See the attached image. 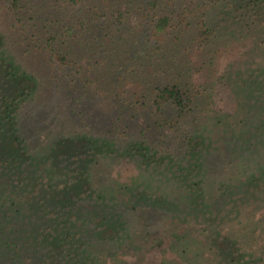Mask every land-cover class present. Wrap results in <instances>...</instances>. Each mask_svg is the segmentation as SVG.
<instances>
[{
  "label": "trees",
  "instance_id": "1",
  "mask_svg": "<svg viewBox=\"0 0 264 264\" xmlns=\"http://www.w3.org/2000/svg\"><path fill=\"white\" fill-rule=\"evenodd\" d=\"M7 1L13 15V29L19 34L16 46L24 49L23 57L18 59L15 46L12 50L6 47L7 38L0 31V200H4L0 201V264H110L109 252L131 248L128 236L144 229L139 223L143 215L139 221L137 218L142 199L147 201L146 206L170 211L183 198L181 207L189 215H215L228 195L233 196L227 188L229 178L225 175L219 181L212 171L211 158L216 156V149L208 133H215L214 138L218 135L219 139L224 136L209 128L210 123L205 128L200 124L201 98L207 89L189 82L187 75L193 70L179 61L178 50L185 49L188 53L190 48H195L203 54L198 56L213 59L212 46L223 36L222 25L228 26L230 22V19L215 22L213 12L219 9L221 17L228 18L237 12L239 22L252 29L255 23L251 19L262 17L259 9L264 8V0ZM26 3L31 7L27 9ZM124 3L129 5L128 9L123 8ZM133 16L143 25L144 38H138L130 23ZM263 24L264 18L259 26ZM99 32L108 38L107 57L100 56V49L92 55L84 54L83 49L77 52L80 44L84 43L85 51L92 44L86 41L85 35L92 34L98 46ZM260 44L264 45V38ZM33 50H39L40 57L54 66L66 68L71 76L65 87L69 99L80 92L82 96L88 95L78 86V81L85 88L100 89L99 80L104 75L97 69L100 61L104 60L108 68H115L116 74H120L124 68L119 64L120 59L127 62L136 60L138 55H150L152 62L148 69L153 71L160 63L161 69H170L171 74L152 92L153 79L145 68L134 79L125 78L128 83L119 86L115 95L118 104L124 101L135 110L148 111L156 125L179 135V151L172 148L168 134L162 133L159 143L151 142V126L141 129L139 137L126 142L118 136L99 137L94 132L72 130L55 136L40 151L34 137L37 133L31 131L27 119L32 110L40 108L47 82L27 68L26 55ZM253 69L250 75L241 70L240 83L253 93L254 99L264 101V63L259 61ZM250 99L246 97L245 103L249 104ZM260 122L255 123L258 128L253 138L264 136V119ZM249 139L243 141L252 145L253 140ZM61 148L69 150L57 154ZM247 149L259 157L254 148ZM122 153L145 162L144 166L148 167L149 174L145 173L144 180L150 188H143L146 195L134 189L133 207L124 206L112 187L106 189L99 183L96 172L103 161L112 156L121 157ZM263 161L260 158L255 161L259 165L248 175L247 192L256 193L258 203L264 201ZM162 166L164 169L158 175L156 170ZM155 182L160 183L159 190ZM88 198L102 206V218L95 228L90 226L92 222L80 204ZM146 234L143 245L151 232ZM239 252L235 251V256ZM235 263L264 264V257L247 261L235 257L229 264ZM113 264H141V261L118 260Z\"/></svg>",
  "mask_w": 264,
  "mask_h": 264
},
{
  "label": "rangeland",
  "instance_id": "2",
  "mask_svg": "<svg viewBox=\"0 0 264 264\" xmlns=\"http://www.w3.org/2000/svg\"><path fill=\"white\" fill-rule=\"evenodd\" d=\"M126 3H124V9L129 8ZM26 5L27 9L31 7L27 3ZM234 5L238 7L239 4L234 2ZM259 11L262 17L251 19L255 23L252 29L245 28L239 22L236 18L237 12H234L232 18L221 17L219 9L213 12L215 22L223 23L224 19H230L228 26L222 25L223 36H219L215 45L212 46L215 50L213 59H209L208 56H198L203 54L197 53L195 48H190L188 53H185V49L178 50L179 61L186 63V68L191 67L193 70L190 75H187L189 82L201 84L207 89L204 92L205 96L201 98L200 111L203 116L200 124L205 128L210 123L209 128L212 127L224 136L219 139L218 135L214 138L215 133H208L214 139L216 149V156L211 158L212 171L217 180L223 179L225 175L229 178L226 182L229 183L227 188L231 189L233 196L228 195L220 208L216 209L215 215H189L186 210L184 211L185 207H181V203L184 205L183 198L181 201L178 200V206L175 205V208L170 211H158L155 207L146 206L147 201L142 199L139 203L137 218L139 221V216L143 215L139 223L144 229L140 228L136 231V235L128 236L127 241L131 248L124 250L119 248L109 252L110 264L118 260L130 263L141 261V264H229L235 257H243L245 261L259 260L264 257V201L256 202V193L247 192L249 190L248 175L254 167L259 165L254 162L259 161V158L264 160V136L260 139L253 138L258 128L255 123H261L260 121L264 119V106L261 105L264 101L254 99L253 93L248 88H243L239 79L241 70L250 75L254 71L253 65L259 61L264 63V45L260 44L264 38V24L259 26L264 18V8ZM130 23L138 33V38L145 35L141 34L144 28L137 16L131 17ZM13 24V15L9 11L8 1L0 0L1 34L7 38L6 47L12 50L15 46V55L20 59L23 57L21 53L24 48L16 46L20 39L18 31L13 29ZM103 35L104 33L99 32L98 46H95L92 34L85 35L86 41L92 44L86 51L84 43L80 44L77 52L81 53L83 49L84 54L92 55L94 51L100 49V56L107 57L105 48L109 45L108 38ZM32 52L33 55H26L27 68L41 75L47 82L44 96L40 98L42 103L40 108L36 107L32 110L27 119L28 123H31L29 125L31 131L34 134L37 133L34 137L38 140L40 151L53 141L55 136L72 130L96 133L99 137L118 136L126 142L130 138L139 137L141 129H149V126H151L149 129L151 142L159 143L162 140V133L168 134L172 148L179 151L177 146L181 144L179 135H173L167 129L156 125L148 111L135 110L127 106L124 101L118 104V97L115 95L119 86H125L128 83L125 82V78L134 79L132 78L135 77L134 75L145 71L143 69L152 62L150 55L142 57L138 55L136 60L127 62L120 59L119 64L124 66L120 74H116L118 72L115 68H108L104 60L100 61L97 69L104 74L101 77L102 80H99L100 89L85 88L84 83L78 81V86L86 90L88 95L82 96L80 92L73 99H69L66 96L65 87L70 82L71 76L66 68L54 66L48 59L43 56L41 58L39 50ZM37 55L39 58L33 57ZM83 62L86 63L85 60ZM23 64L26 66V63ZM157 65L155 70L147 68L145 71L153 79L150 85L152 92L159 82L163 83V79L171 74L170 69L164 71L165 68L161 69L160 63ZM58 91L60 94H57ZM246 97H251L249 104L245 103ZM217 123L220 124L215 125ZM248 138H251L249 139L251 142L253 140L252 145L247 141L244 143L243 140ZM248 147L254 148L259 157L256 156V158L253 151L250 152L247 149ZM68 150L61 148L56 153H67ZM143 163L145 162L125 156L124 153L121 157L112 156L97 166L98 181L106 186V189L112 187L115 197L119 198L124 206L133 207L134 189L141 190L146 195L143 188L149 186L144 180L145 173L149 174L148 167H145ZM164 166L156 170L158 175ZM42 167L41 170L44 171L45 166L42 165ZM226 168H228L227 171ZM155 183L159 190L160 183ZM138 185L139 188L136 187ZM254 191H256L255 188ZM1 193L0 190V195ZM91 200L93 199H83L80 204L85 208V216L92 222L90 226L95 228L102 218V206L98 201ZM80 222L82 225L83 222ZM147 232H151L150 238L143 245L142 240L146 237L145 235H148ZM235 251L240 252L235 256Z\"/></svg>",
  "mask_w": 264,
  "mask_h": 264
}]
</instances>
